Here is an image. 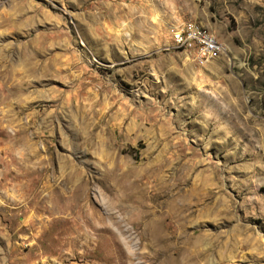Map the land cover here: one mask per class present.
Masks as SVG:
<instances>
[{
  "label": "rangeland",
  "instance_id": "1",
  "mask_svg": "<svg viewBox=\"0 0 264 264\" xmlns=\"http://www.w3.org/2000/svg\"><path fill=\"white\" fill-rule=\"evenodd\" d=\"M0 264H264V0H0Z\"/></svg>",
  "mask_w": 264,
  "mask_h": 264
},
{
  "label": "built area",
  "instance_id": "2",
  "mask_svg": "<svg viewBox=\"0 0 264 264\" xmlns=\"http://www.w3.org/2000/svg\"><path fill=\"white\" fill-rule=\"evenodd\" d=\"M183 34H172L171 46L185 52L193 61L205 64L212 60L215 50L209 33H205L202 24L197 21L187 20L184 22Z\"/></svg>",
  "mask_w": 264,
  "mask_h": 264
},
{
  "label": "bare ground",
  "instance_id": "3",
  "mask_svg": "<svg viewBox=\"0 0 264 264\" xmlns=\"http://www.w3.org/2000/svg\"><path fill=\"white\" fill-rule=\"evenodd\" d=\"M203 31L205 33H209L210 34V38L211 40L213 41V44H214V48L215 50L213 51L212 54H215L217 51H219L221 49V46L219 45V43L217 42L216 38L214 37V35L212 33H210L207 29H205L203 26ZM185 32V27L183 28H179V29H176L173 33H176V34H183ZM183 221H185V217H182L181 218Z\"/></svg>",
  "mask_w": 264,
  "mask_h": 264
}]
</instances>
